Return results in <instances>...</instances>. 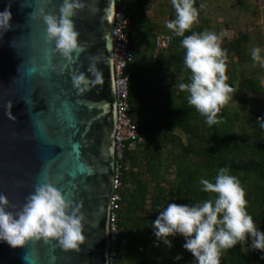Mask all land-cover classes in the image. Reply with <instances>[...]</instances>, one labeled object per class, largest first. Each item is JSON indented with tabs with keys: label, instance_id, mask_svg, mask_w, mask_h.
Here are the masks:
<instances>
[{
	"label": "water",
	"instance_id": "95a60500",
	"mask_svg": "<svg viewBox=\"0 0 264 264\" xmlns=\"http://www.w3.org/2000/svg\"><path fill=\"white\" fill-rule=\"evenodd\" d=\"M62 2L0 0V11H11L0 24V193L18 208L36 185L52 183L84 213L85 241L79 249L56 239L0 242V264H109L117 0H81L72 19L82 50L71 61L47 41L43 20ZM81 73L87 82L77 87Z\"/></svg>",
	"mask_w": 264,
	"mask_h": 264
},
{
	"label": "trees",
	"instance_id": "16d2710c",
	"mask_svg": "<svg viewBox=\"0 0 264 264\" xmlns=\"http://www.w3.org/2000/svg\"><path fill=\"white\" fill-rule=\"evenodd\" d=\"M152 4L153 0L118 3L132 21L129 33L134 61L127 69L131 75L130 116L142 140L128 144L122 162L119 226L121 241L126 240L128 245L119 246L115 264H194L192 254L182 246L184 237H171L172 247L161 241L162 248L148 249L150 243L158 241L152 220L170 202L196 203L214 197L215 193L202 191L199 180L214 179L219 168L227 167L239 178L248 211L257 227L264 230V127L256 119L264 116V108L246 116L245 108L236 110L227 102L218 113L220 119L209 125L205 116L189 104L187 91L178 87L190 77L184 64L182 37L150 18ZM195 6L199 9L198 21L185 35L205 30V24H200V20L206 23L201 19V0H195ZM170 12L173 18V4ZM159 34L172 37L168 49H157ZM249 41L250 36L242 33L234 40L223 38L227 82L233 85V92L258 97L264 95L259 78L245 72L240 78V65L232 64L235 57L243 64L250 60ZM179 131L185 138L177 135ZM170 171L174 173L171 181ZM222 252L221 264H264V251L251 246V237ZM177 253L182 259H175Z\"/></svg>",
	"mask_w": 264,
	"mask_h": 264
},
{
	"label": "clouds",
	"instance_id": "9594fccd",
	"mask_svg": "<svg viewBox=\"0 0 264 264\" xmlns=\"http://www.w3.org/2000/svg\"><path fill=\"white\" fill-rule=\"evenodd\" d=\"M172 3L176 17L168 21V27L182 37L184 64L190 70L188 81H181L178 87L187 91L189 104L212 125L220 119L218 113L234 91L233 85L227 82V49L222 47L223 37L229 33L225 29L219 34L204 30L185 35L198 21L199 9L195 0H172ZM81 7V0H63L59 14L43 16L47 41L54 42V51L69 61L74 59V52L82 50L80 34L72 19ZM0 18V24L10 22V9L0 11ZM251 56L264 65V49L254 47ZM82 82H87L83 73L73 76L77 87ZM256 119L264 127V116ZM199 183L202 191L216 195L196 203H168L152 220L151 228L157 240L172 247L171 237L183 236L182 246L195 258L194 264H221L224 249L249 237L254 249L264 251V230L257 227L248 211L246 192L239 178L229 168L221 167L214 179L201 177ZM84 220L80 206L52 183L36 185L18 208L10 205L5 193H0V242H7L13 248L23 247L31 239L43 238L56 239L65 249H79L85 241ZM175 259H182V254L177 253Z\"/></svg>",
	"mask_w": 264,
	"mask_h": 264
},
{
	"label": "rangeland",
	"instance_id": "374dc122",
	"mask_svg": "<svg viewBox=\"0 0 264 264\" xmlns=\"http://www.w3.org/2000/svg\"><path fill=\"white\" fill-rule=\"evenodd\" d=\"M172 4V0H153L148 15L161 27H168V21L176 17L175 15L172 18L170 14ZM200 11L203 14L201 19L206 21L204 23L203 20H200V24H205V30L215 31L219 34L227 29L229 34L224 37L228 40L236 39L240 33L250 36V45L248 46L250 60L243 64L240 63L242 60L235 57L232 64L240 65L238 74L240 78L244 72L245 74H255L264 88V65L255 62L251 56L254 47L259 46L264 49V0H201ZM227 102L230 107L236 110L245 108L247 116L258 108H264V95L257 97L233 92ZM177 135L185 138L181 131L177 132ZM165 170L166 167L162 171L165 173ZM168 177L170 181L173 180V171H170ZM174 237L180 240L183 238L181 235ZM154 255L155 253L152 254V258L155 260ZM193 259L195 258L193 257Z\"/></svg>",
	"mask_w": 264,
	"mask_h": 264
},
{
	"label": "built area",
	"instance_id": "2783aa9c",
	"mask_svg": "<svg viewBox=\"0 0 264 264\" xmlns=\"http://www.w3.org/2000/svg\"><path fill=\"white\" fill-rule=\"evenodd\" d=\"M117 6L114 12V84L117 95V125L115 134L116 169L114 180V194L111 199L110 213V258L109 264H115L119 246H126V240L121 241L119 226L122 196L120 194L121 178L123 175V159L128 144L130 146L142 140L138 125L130 116V82L131 75L127 72L128 66L134 61V51L131 45L130 27L131 18L126 14L124 7ZM172 37L160 34L156 38L158 50H166L172 44ZM163 247L162 242L154 241L148 245L151 251Z\"/></svg>",
	"mask_w": 264,
	"mask_h": 264
},
{
	"label": "snow or ice",
	"instance_id": "6c2138e0",
	"mask_svg": "<svg viewBox=\"0 0 264 264\" xmlns=\"http://www.w3.org/2000/svg\"><path fill=\"white\" fill-rule=\"evenodd\" d=\"M43 128H44V125H43V123H42V121H41V130H43Z\"/></svg>",
	"mask_w": 264,
	"mask_h": 264
}]
</instances>
